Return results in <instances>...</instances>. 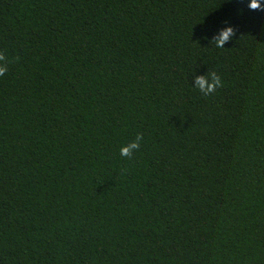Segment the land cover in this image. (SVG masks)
<instances>
[{
  "label": "trees",
  "instance_id": "1",
  "mask_svg": "<svg viewBox=\"0 0 264 264\" xmlns=\"http://www.w3.org/2000/svg\"><path fill=\"white\" fill-rule=\"evenodd\" d=\"M249 3L0 0V264H264Z\"/></svg>",
  "mask_w": 264,
  "mask_h": 264
},
{
  "label": "clouds",
  "instance_id": "2",
  "mask_svg": "<svg viewBox=\"0 0 264 264\" xmlns=\"http://www.w3.org/2000/svg\"><path fill=\"white\" fill-rule=\"evenodd\" d=\"M264 4V0H250L248 7L250 10L256 12H264V8L261 5ZM235 31L232 27H227L222 30L219 37L214 40L216 47L223 48L226 41L230 40L235 36ZM6 58L3 53H0V61H4ZM7 71V65H0V76H3ZM223 83L215 72H212L207 76L196 77V88L199 89L205 96L215 93L217 88L222 87ZM143 140V134H138L134 141L129 144L122 146L120 149V155L122 157L131 158L133 153L140 148V143Z\"/></svg>",
  "mask_w": 264,
  "mask_h": 264
}]
</instances>
